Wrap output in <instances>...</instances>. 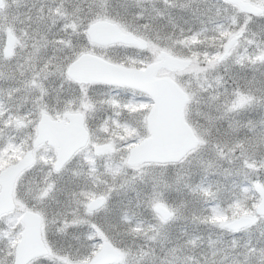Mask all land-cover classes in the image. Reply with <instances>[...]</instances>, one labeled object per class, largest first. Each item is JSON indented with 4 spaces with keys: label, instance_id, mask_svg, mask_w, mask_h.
Wrapping results in <instances>:
<instances>
[{
    "label": "snow or ice",
    "instance_id": "obj_1",
    "mask_svg": "<svg viewBox=\"0 0 264 264\" xmlns=\"http://www.w3.org/2000/svg\"><path fill=\"white\" fill-rule=\"evenodd\" d=\"M0 264H264V0H0Z\"/></svg>",
    "mask_w": 264,
    "mask_h": 264
}]
</instances>
